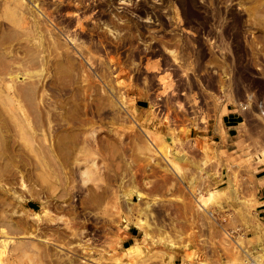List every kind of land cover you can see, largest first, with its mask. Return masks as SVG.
<instances>
[{"label":"rangeland","instance_id":"1","mask_svg":"<svg viewBox=\"0 0 264 264\" xmlns=\"http://www.w3.org/2000/svg\"><path fill=\"white\" fill-rule=\"evenodd\" d=\"M263 187L264 0H0V264H264Z\"/></svg>","mask_w":264,"mask_h":264},{"label":"crops","instance_id":"2","mask_svg":"<svg viewBox=\"0 0 264 264\" xmlns=\"http://www.w3.org/2000/svg\"><path fill=\"white\" fill-rule=\"evenodd\" d=\"M229 123H230V121H229ZM233 127H235V126H231V128H233ZM260 203H261V205H260L261 209L259 210V212H260L259 215L261 216V215H264V214H262V213H264V187L262 189V193H261V197H260Z\"/></svg>","mask_w":264,"mask_h":264},{"label":"bare ground","instance_id":"3","mask_svg":"<svg viewBox=\"0 0 264 264\" xmlns=\"http://www.w3.org/2000/svg\"><path fill=\"white\" fill-rule=\"evenodd\" d=\"M128 251H131V252H132L133 250H132V248L130 247V248H128Z\"/></svg>","mask_w":264,"mask_h":264}]
</instances>
